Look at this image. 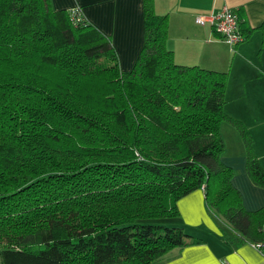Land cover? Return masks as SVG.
<instances>
[{"label":"trees","instance_id":"obj_1","mask_svg":"<svg viewBox=\"0 0 264 264\" xmlns=\"http://www.w3.org/2000/svg\"><path fill=\"white\" fill-rule=\"evenodd\" d=\"M143 7L123 71L79 7L0 0V264H156L199 242L168 225L197 189L231 228L226 243L264 242V206L244 208L221 160L228 122L264 188L251 132L225 111L228 72L176 63L167 16Z\"/></svg>","mask_w":264,"mask_h":264},{"label":"crops","instance_id":"obj_2","mask_svg":"<svg viewBox=\"0 0 264 264\" xmlns=\"http://www.w3.org/2000/svg\"><path fill=\"white\" fill-rule=\"evenodd\" d=\"M51 3L55 9L79 7L89 22L111 38L120 69H131L144 39L143 0ZM224 7L237 11L248 34L236 46L223 40L208 21ZM153 10L167 16L166 46L176 63L228 72L225 111L249 129L264 169V0H153ZM199 17L207 21L198 23ZM220 131L225 145L221 160L234 169L233 184L242 195L244 208L255 211L264 206V188L247 175L244 146L236 128L223 122ZM177 207L179 215L169 223L189 230L199 242L171 249L156 264H264V247L259 249L249 241L240 245L225 242L232 230L209 211L201 189L182 197Z\"/></svg>","mask_w":264,"mask_h":264},{"label":"built area","instance_id":"obj_3","mask_svg":"<svg viewBox=\"0 0 264 264\" xmlns=\"http://www.w3.org/2000/svg\"><path fill=\"white\" fill-rule=\"evenodd\" d=\"M198 23L207 21L205 18H196ZM208 21L212 24L213 29L217 34L221 36L230 45H236L242 40V35L238 29V17L235 10L228 7H224L219 12L208 18ZM257 248L264 247V242L257 243ZM228 264V263H225Z\"/></svg>","mask_w":264,"mask_h":264},{"label":"rangeland","instance_id":"obj_4","mask_svg":"<svg viewBox=\"0 0 264 264\" xmlns=\"http://www.w3.org/2000/svg\"><path fill=\"white\" fill-rule=\"evenodd\" d=\"M263 51H264V49H263ZM263 87V86H262ZM177 218V217H176ZM169 222V221H168ZM221 222H223V221H221ZM168 225H173V224H171V223H169ZM188 227V226H187ZM187 229H190V228H187ZM188 233H190V231L189 230H186Z\"/></svg>","mask_w":264,"mask_h":264}]
</instances>
